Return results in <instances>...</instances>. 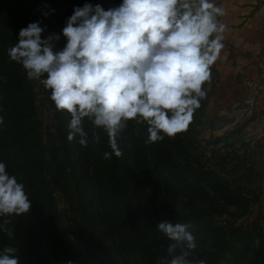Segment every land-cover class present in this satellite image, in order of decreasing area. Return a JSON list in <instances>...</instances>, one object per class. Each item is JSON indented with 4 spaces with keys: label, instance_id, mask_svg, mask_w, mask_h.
I'll return each instance as SVG.
<instances>
[{
    "label": "rangeland",
    "instance_id": "374dc122",
    "mask_svg": "<svg viewBox=\"0 0 264 264\" xmlns=\"http://www.w3.org/2000/svg\"><path fill=\"white\" fill-rule=\"evenodd\" d=\"M107 1L100 0L104 10ZM26 3L27 9L22 11L20 20L24 28L39 22L45 29L42 38L59 35L60 39L53 43L56 50H62L65 44L57 31L55 0H26ZM121 3L122 0H117L116 7ZM62 6L66 13L65 2ZM6 20L11 33L16 22L9 16ZM19 67L23 69L17 63L15 76L11 75L15 81L22 74ZM6 77L1 70L0 116L7 124L19 112L16 118L20 132L16 137L20 140L14 142V131L0 126V149L4 150L0 162L6 164V170L9 166L23 170L28 198L37 197L39 202L36 207L33 202L28 212L32 230H22L24 220L18 223L21 228L17 224L10 227L9 223L4 226L13 233L11 237L0 228V252L8 246L17 248L16 255L26 252L28 257H19V264L72 261L84 264L88 256H94L95 264H158L161 258L167 257L166 249L171 241L156 230L157 225L161 221L173 224L184 221L192 225L190 231L197 244L190 260H205L206 264H264L261 152L264 128L257 122L255 107L225 108L211 102L215 86L213 73L211 83L205 86L207 96L186 131L146 144L148 126L134 121L130 124L129 131L133 129V137L138 139L135 152L141 157L149 156L146 162L149 170L162 169L169 176L166 182L158 181L152 187L156 189L154 200L161 208L164 205V209H160L158 216H152L151 224L143 220L142 227L136 231L138 237L134 234L138 243L145 242L148 251L144 257L136 250L119 245L106 231L111 219L103 221L102 202L95 198L88 186L90 181L83 176L86 157L77 162L79 137L72 141L67 138L65 142L61 133L65 131L68 137L70 115L58 111L50 99V91L38 81L29 80L27 75L21 88L14 91L12 102L16 107L6 112L2 107L7 94L3 86ZM26 125L28 128L24 129ZM22 132L28 133V140L21 139ZM130 171L125 172V180L139 174V171L136 174ZM26 215L15 218L20 221ZM4 219L0 217V225ZM62 251L64 255L59 257Z\"/></svg>",
    "mask_w": 264,
    "mask_h": 264
},
{
    "label": "clouds",
    "instance_id": "9594fccd",
    "mask_svg": "<svg viewBox=\"0 0 264 264\" xmlns=\"http://www.w3.org/2000/svg\"><path fill=\"white\" fill-rule=\"evenodd\" d=\"M225 15L214 0H122L108 10L86 3L74 9L62 29V50L53 43L59 35L42 38L45 29L33 22L20 30L8 55L29 80L50 91L58 111L70 115L68 140L79 137L87 147L90 141L99 143L102 130L112 150L103 158L111 159L122 155L118 141L130 121L148 126L146 144L187 130L224 47ZM85 119L93 126L91 136ZM31 207L24 185L0 162V217H5L0 228L11 237L6 218L27 214ZM191 227L157 225L171 241L158 264H206L189 259L197 247ZM16 253L17 248L5 247L0 264H19Z\"/></svg>",
    "mask_w": 264,
    "mask_h": 264
},
{
    "label": "trees",
    "instance_id": "16d2710c",
    "mask_svg": "<svg viewBox=\"0 0 264 264\" xmlns=\"http://www.w3.org/2000/svg\"><path fill=\"white\" fill-rule=\"evenodd\" d=\"M63 2H65L66 5V13L64 12V8H62ZM116 2L117 0H108L106 3V10L116 7ZM86 3L91 4L93 8H95L96 5H101L100 0H55L54 5L57 14V31L64 39V44H66V38L62 34V29L66 26L68 18L73 15L74 9L77 7H83ZM26 9V0H0V71H4L7 76L5 85H3L7 94L4 97L2 104V107L6 112L11 111L10 107H16L12 102L14 100V91L16 88H21L27 75L26 72L19 67L22 72L21 77H16V81L11 78V75L12 77L15 76L17 63L12 61L8 55V49L18 42L19 32L24 28V24H21L20 20L22 11H25ZM67 10L69 11L68 13ZM7 16L16 22L14 23V27H12L11 33L8 28L10 23L6 22L9 21L6 20ZM14 113H16V111ZM18 113L19 112L17 111L15 119L7 122V124L3 123L0 125L6 126L7 130L14 131V136L12 138L14 142L20 140L19 136L16 137L20 132V124L16 118L19 115ZM131 122L132 121L129 122L127 129L118 141L119 148L122 152L120 157H116L113 154L111 159L103 158L105 152H111L112 150L109 147L107 134L102 130H98L100 132L99 143L93 144L90 141L88 146L84 147L79 144L78 140L76 141V145L79 147L80 151L77 162L86 157L87 165L83 168V176L90 181L88 186L90 185L92 188L95 198L102 202L103 207L100 211L102 212L101 216H103V221L111 219V222H109L106 227V231L113 236L114 241L119 245L122 244L123 246L128 247L129 250H136L139 253H142L144 257V253L145 251H148V249L145 247V242H137L138 240L136 236L138 237V234L136 231L142 227L143 220H147L151 224L152 216L154 217L155 214L158 216L160 209H164V205H162L163 208H161V206L154 200L156 189H152V187H154L153 185L157 184L158 181L166 182L167 179H169V176L163 174L164 172L162 169L157 171L150 168L149 170L146 165L147 157L149 156L141 157L135 152L138 139L133 137V129L131 132L129 131ZM92 127L91 122L85 119L84 128L86 131H89L90 136ZM27 128V125L24 126V129ZM61 133L65 142H67L66 132L61 130ZM21 139L28 140V133L22 132ZM7 149H9L8 145L5 149L6 152L8 151ZM3 151V149H0L1 156ZM7 154L8 158L9 156L11 157L9 153ZM158 161L160 160L158 159ZM72 167L75 168V165ZM159 167L161 168L162 164H160ZM127 170H131L130 173L132 174H136L135 172L139 171V174L137 173L138 175L136 174V177L125 180V172ZM7 171L10 175H14L19 183L24 185L27 194L28 191L25 188L27 182L25 181L23 170L21 168L15 169L13 166H9ZM27 195L29 196V194ZM35 196H37V194ZM122 196L124 197L122 198ZM30 201L32 203L34 202L35 207L39 202L37 197L33 198V200L30 199ZM7 219L9 220L10 227L17 224L16 226L21 228V225L19 226L18 223H22V220H24L26 221V224L24 227L22 225V230L28 228L31 230L33 229L28 213L20 221L15 218V215L7 217ZM182 223L185 222L183 221ZM134 234L136 236H134ZM22 250H25V248H22ZM89 251L92 252L90 249ZM233 254L236 255V253ZM63 255V251L61 254H58L59 257ZM17 256L27 258L28 254L24 252V254L20 253ZM69 264H74V261ZM84 264H95L94 256H88L85 258Z\"/></svg>",
    "mask_w": 264,
    "mask_h": 264
},
{
    "label": "crops",
    "instance_id": "0c3cea01",
    "mask_svg": "<svg viewBox=\"0 0 264 264\" xmlns=\"http://www.w3.org/2000/svg\"><path fill=\"white\" fill-rule=\"evenodd\" d=\"M226 10L224 47L211 70L221 107H255L264 128V0H214ZM262 127V126H261ZM263 137H264V129ZM261 152L264 159V142Z\"/></svg>",
    "mask_w": 264,
    "mask_h": 264
}]
</instances>
